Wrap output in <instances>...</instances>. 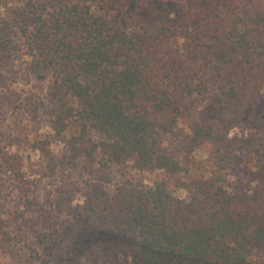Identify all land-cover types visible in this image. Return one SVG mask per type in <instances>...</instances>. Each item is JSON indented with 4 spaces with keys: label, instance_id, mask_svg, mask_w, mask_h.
Wrapping results in <instances>:
<instances>
[{
    "label": "trees",
    "instance_id": "16d2710c",
    "mask_svg": "<svg viewBox=\"0 0 264 264\" xmlns=\"http://www.w3.org/2000/svg\"><path fill=\"white\" fill-rule=\"evenodd\" d=\"M137 1L98 14L96 0H19L0 14V74L20 72L48 105V131L30 146L41 169L54 179L82 163L96 171L70 224L32 219L34 246L57 264H262L248 259H264V172L228 183L235 152L257 161L260 142L236 146L228 134L264 96V0H141L174 15L152 25ZM183 106L213 116L186 138L188 154L207 156L192 169L160 148ZM184 175L181 199L170 180ZM14 190L22 210L33 206Z\"/></svg>",
    "mask_w": 264,
    "mask_h": 264
},
{
    "label": "rangeland",
    "instance_id": "374dc122",
    "mask_svg": "<svg viewBox=\"0 0 264 264\" xmlns=\"http://www.w3.org/2000/svg\"><path fill=\"white\" fill-rule=\"evenodd\" d=\"M126 1L109 0L106 3L96 0L93 10L103 14L105 10L102 7L107 5L108 13L112 14L122 8ZM139 1L141 2V0L135 2V5L141 8L138 17L149 25L174 18L173 14L164 12L157 14L160 11L159 8L155 13L149 14L142 9ZM148 1L150 4L155 2L144 0L146 3ZM18 5L19 0H0V14ZM126 11V14L130 12V8ZM42 97L43 94L36 84L33 81H26L21 77L20 72L3 71L0 74V264H57L53 258L46 257L34 246L32 219L46 220L47 217H51L70 224L73 211L81 205L85 183L96 175L93 168L83 163L69 178L63 179H54L41 169L39 153L32 151L30 146L38 140L42 131H48V105ZM255 114V118L232 129L228 137L234 140L236 146H239L249 136H253L260 142L257 148L261 155L255 161L256 158L249 159L250 155L245 151L243 154L235 152L236 160L233 169L235 175L229 178L231 179L229 184L235 183L236 177H239L244 185H248L249 172L257 170L264 172V135H260L264 130V96ZM226 117V115L220 116V122ZM212 119L213 116L203 107L198 109L189 106L181 107L174 125L163 131L160 137V148L165 154L181 162L184 167L192 169L194 163L206 160L207 156L200 149L193 154H188L185 146L186 138L190 135L195 123ZM62 150V141H54L50 144L52 153L59 154ZM188 160L194 162L189 163ZM189 182L190 177L187 175L171 179L170 188L174 196L185 198L184 185ZM15 185L22 188L28 197H35V203L28 208L29 210H22L24 202L23 199L17 198ZM5 187L9 189H4ZM15 211L22 212L23 218L18 223L11 220ZM68 231L72 232L71 226ZM248 260L264 264L260 250L254 251ZM114 264H132V262L128 258H118Z\"/></svg>",
    "mask_w": 264,
    "mask_h": 264
}]
</instances>
